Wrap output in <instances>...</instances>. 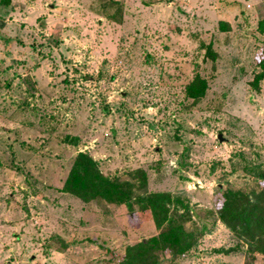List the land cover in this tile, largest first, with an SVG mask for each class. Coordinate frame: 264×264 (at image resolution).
<instances>
[{"label":"rangeland","instance_id":"374dc122","mask_svg":"<svg viewBox=\"0 0 264 264\" xmlns=\"http://www.w3.org/2000/svg\"><path fill=\"white\" fill-rule=\"evenodd\" d=\"M5 1L0 264H122L149 240L158 264H245L217 212L224 191L262 186L264 0ZM80 153L112 179L144 169L150 192L187 209L158 226L140 206L65 192Z\"/></svg>","mask_w":264,"mask_h":264},{"label":"trees","instance_id":"16d2710c","mask_svg":"<svg viewBox=\"0 0 264 264\" xmlns=\"http://www.w3.org/2000/svg\"><path fill=\"white\" fill-rule=\"evenodd\" d=\"M258 30L264 34V20L259 22ZM261 65L263 72L257 76L256 87L264 79V61ZM204 92L205 82L198 77L190 87V94L197 97ZM72 171L71 181L66 185L65 192L84 201L99 197L110 204H124L131 210L140 206L143 211H151L158 226L164 223L173 225L175 220L171 215V208L176 203L187 209L182 200L170 193L150 192L148 175L142 168L127 172V177L121 175L112 179L101 172L92 156L80 153ZM251 174L262 185L261 188L258 186V189L250 192H223L221 189L224 202L217 213L231 232L247 245L245 264H264V166L258 167L254 172L251 170ZM173 234L181 240L184 248L195 241L194 234L184 232L183 228L174 230ZM92 242L99 245L97 240ZM100 247L110 252L103 240L100 241ZM159 247L154 240L131 246L123 256L122 264H158Z\"/></svg>","mask_w":264,"mask_h":264},{"label":"water","instance_id":"95a60500","mask_svg":"<svg viewBox=\"0 0 264 264\" xmlns=\"http://www.w3.org/2000/svg\"><path fill=\"white\" fill-rule=\"evenodd\" d=\"M219 140H220V142H223V137H222V135L219 136Z\"/></svg>","mask_w":264,"mask_h":264}]
</instances>
